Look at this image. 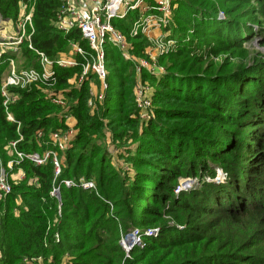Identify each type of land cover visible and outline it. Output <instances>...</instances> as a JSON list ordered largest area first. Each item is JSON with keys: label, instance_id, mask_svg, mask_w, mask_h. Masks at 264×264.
I'll list each match as a JSON object with an SVG mask.
<instances>
[{"label": "trees", "instance_id": "1", "mask_svg": "<svg viewBox=\"0 0 264 264\" xmlns=\"http://www.w3.org/2000/svg\"><path fill=\"white\" fill-rule=\"evenodd\" d=\"M20 1L0 0V14L16 20ZM240 1L235 11H225L223 20L218 18L220 11L202 10L213 19L210 20L213 23L207 24V33L223 44V50H219L217 44L210 45L206 59L194 60L185 47L179 45L180 50L160 57L162 63L165 60L170 63L163 76L143 74V79L150 80L157 88L170 91H157L153 97L155 115L145 126L136 110L134 64L124 60L117 48L109 47L110 66L117 67L116 80L109 82L111 74H108V91L101 115L142 126L137 155L129 158L136 169L134 172L119 175L110 167L108 152L92 147L88 138L84 151L85 133H97L102 126L86 108L89 100L86 88L92 81L101 84L97 77L89 75L84 88L75 96L78 106L73 108V114L77 119L78 136L72 148L61 152L53 145L50 135L67 126L59 108L46 97L42 88L19 90L20 96L11 107L16 122L7 119L1 94L7 64H0V168H7L8 163L17 158L11 143L18 140L16 150L19 152L43 155L47 150H54L61 159L58 176L52 158L42 165L25 159L14 166V173L21 169L25 176L18 182L13 181L11 193L0 201V264H37L39 258H51L57 264L67 253L75 259L72 264H103L105 254L100 250L106 249L102 244L104 239L114 241V264H121L124 250L117 245L120 231L126 233L137 226L149 228L150 225H159L157 237L145 236L150 241L146 247L153 250L154 256L148 261L141 258L140 264H264V60H257L253 65L252 62L239 63L231 68H216L208 63L210 56L219 55L221 51L244 50V43L254 35L256 26L257 32L264 31V25L261 26L257 18H248L257 13L264 17V0H256L260 10L254 7L244 10V5L253 0ZM23 2L35 3L32 35L35 48L55 58L68 51L71 41L77 40L89 51V45L78 31L65 34L54 26L62 0ZM183 7L193 11L189 0H176L174 14ZM241 9L245 14L233 15ZM137 15L131 12L126 19L116 21L136 57L143 56L150 45L145 36H129L131 22ZM185 27H177L174 21L168 26L178 44L188 31ZM195 35L200 39L201 34L195 32ZM23 57L29 66L39 67L28 47L23 48ZM70 70L57 71L60 83L66 80ZM244 96L256 101L257 114L247 115L235 108L237 98ZM175 98L176 103L190 110L171 104ZM201 106L210 112L219 133L233 123L248 122L246 137L235 136L232 141L229 135L200 134L204 130L199 132L200 128L194 129L192 124L196 123V127L198 121L207 118L199 109ZM65 114L72 115L68 110ZM132 114L134 116L130 117ZM181 122L188 123L182 126ZM212 165L223 168L225 181H202L206 175H214ZM183 176L200 178V187L176 193L178 180ZM80 178L93 180L97 191L62 184L63 180ZM54 187H60L61 200L52 195ZM109 202L115 213L106 220ZM165 215H172L182 229L169 226ZM107 224L113 227L110 236L98 232V226L104 229ZM56 234L59 242H56Z\"/></svg>", "mask_w": 264, "mask_h": 264}, {"label": "built area", "instance_id": "2", "mask_svg": "<svg viewBox=\"0 0 264 264\" xmlns=\"http://www.w3.org/2000/svg\"><path fill=\"white\" fill-rule=\"evenodd\" d=\"M62 1L53 21L54 26L58 30L66 32L74 27L80 28L89 45V51L85 48L75 51L84 56V69L79 82L82 83L83 80L85 82L89 75H94L103 87L107 86L106 59L109 55V47L117 48L124 60L134 63L136 106L139 109L140 117L143 120L149 119L153 114V95L152 88L143 79V74L150 73L158 78L165 74L166 68L159 65L158 61L161 56L176 49L175 42L168 39V34L163 31L164 27L170 25L172 11L176 8V0ZM30 4L26 5L23 0L20 1V13L15 20L17 28L14 31H10L7 25L13 20L6 19L0 14V64H7L2 80L1 94L4 97L3 106L7 113V119L10 122H16L11 107L20 96L19 90H27L34 86L39 89L43 86L52 87L58 82V70L77 65V62L70 57L71 53L67 54L66 57L62 55L51 58L45 52L34 47L32 35L34 34L33 4L35 3ZM131 12H137L138 15L131 22L129 36L132 38L142 35L150 43L143 56L136 57L131 52L132 45L129 39L116 25V21L126 19ZM75 45L72 43V48ZM23 47H28L33 51L39 67H31L25 63ZM52 91L46 94L52 103L67 105L63 96L56 95ZM93 97H97V95ZM66 105L62 107L65 108ZM62 116L67 126L66 129L53 132L50 139L59 151L65 152L74 142L78 129L73 122L72 115L64 114ZM18 141L11 143V148L16 151L17 158L11 160L7 168H0V201L11 193L13 181L18 182L24 178L25 174L21 169L18 170L17 174L14 173V166L25 159L31 160L36 165H42L52 158L56 175L58 176L60 173L61 161H59L57 151L47 150L43 155L38 153L25 154L16 150ZM62 184L66 187H81L82 189L97 191L96 183L85 178H80L79 181L63 180ZM58 191L60 192V187H54L52 195L58 197ZM154 232H158V229H155ZM138 236L136 234L133 237L134 242L140 241ZM55 237L56 241L59 242L58 234Z\"/></svg>", "mask_w": 264, "mask_h": 264}, {"label": "rangeland", "instance_id": "3", "mask_svg": "<svg viewBox=\"0 0 264 264\" xmlns=\"http://www.w3.org/2000/svg\"><path fill=\"white\" fill-rule=\"evenodd\" d=\"M189 1L193 8V11L190 12L185 7H183L181 11L176 12V14H174L175 12L172 11L171 21L169 22V24L171 25L172 22L174 21V25H176L177 27L179 26V28L180 27L183 28V26H186L185 28H187L186 30L188 31L184 35V38H183L184 40L182 41L180 39L181 44H178L176 38H174L171 35L172 33L170 32V29H168V26L164 27L163 31L165 34H168L167 36L168 39H172L175 42L176 44L175 50H180V48L185 47L184 50H187V52L190 53L189 56L192 59L194 60L198 58L206 59L207 57L206 53L208 52L209 50L208 47L210 45L217 44L219 46V50H223L224 47L222 43H220L218 40L214 41V37H212L209 33H207V29H208L207 24H210L211 22L213 23V21H210L213 19L211 18V16L205 15L202 12V10L209 9L211 13H213L216 10L217 12L220 11L218 13L219 15L218 18L223 20L226 18L225 11L226 12L228 10L235 11L238 8L237 4L241 3V1L240 0H235V1L233 0H189ZM27 4L28 3H26V5ZM33 5H34V10H35V4ZM250 7L257 8V10L261 9V6H259L256 0H253L250 3L244 5L243 9L249 10ZM241 14H245V12L242 13V9L238 10L237 12H234L233 15L240 16ZM174 15L176 16L175 20H174V17H175ZM248 18L252 20L257 18L259 21V24L261 26L264 25V17L260 13H257L255 16L251 15ZM7 25L10 31H14L17 28L15 20L7 23ZM33 27H34V19H33ZM75 30L81 34V38L84 40V34L81 31V29L78 27H74L67 32L62 31V30L61 31L65 34H70L71 32ZM257 30H259V28L256 26L255 31L253 33L254 35L250 38L249 41L244 43V46H246L244 50L238 49V50L232 51L231 53L226 52V51H221L219 55L210 56L208 58L209 60L208 63L214 64L216 68H219V67L231 68L232 65L234 66L239 63H242L243 65H245V64H250L252 62L251 65H253L257 60H260V59L264 60V31L257 32ZM195 32H198L199 34H201L200 39L198 35H195ZM180 37L181 36H178V38ZM72 43L76 44L73 48H72ZM184 44H186V46H184ZM179 45H180V48H179ZM81 48L84 50V46L79 41L74 40L71 42V44H69L68 46L69 50L67 49L68 51L63 52L57 56V57H60L62 55H65L66 57L67 54L71 53L72 55H70V57H72L77 62V65L67 68V69H72V70H70L69 75H67L66 77V80L64 81L62 80L63 83H60L58 81L52 87H47V86L42 87V90L44 91L45 95L50 93L53 90L52 92L54 94L59 95L61 97L63 96V98L67 102V105L66 104L60 105L56 103H53V105L59 108V113L61 115L65 114L67 110L70 111L75 125H77V119L73 114V108L75 106H78L77 97L75 98V96L77 95L78 91L82 90V87L84 88V80L82 81V83L79 82V78L81 74L83 73V69H84V56L83 54L79 52H75V51H79V49ZM110 62H111L110 56L107 55L106 70L108 74H111V79H109V82L115 83L116 79H115L114 71L116 70L117 67L110 66ZM158 63L159 65L164 66V67H167V65H170V63H168V60H165L162 63L161 58H159ZM132 64L134 63L132 62ZM175 69L177 71L179 70L177 67ZM166 71L167 70H165L164 73H166ZM107 78H109L108 75L106 76V79ZM57 80H59V78H57ZM145 81L147 82V85L152 88L153 97L157 95V91H161V92L166 91V89H163L161 87L157 88L156 84H152L151 81L148 79H145ZM86 90L88 91V95H89V100L87 104L88 106L86 105V108L89 111V114L95 120L102 122V126L98 129L97 133H93L90 131H87V133H85L84 145H83L84 151L87 150V148L85 147V144L88 138L90 143L92 142V147H96L102 151L105 150L108 152V158L110 160V163H109L110 167L114 168L119 175H122L125 171L134 172L136 169L130 163L129 158L130 156L137 155L138 147L139 145H141V141H142L141 137L139 136L140 134L139 131L142 126L140 124L139 126H134L132 124H129L127 120H123L117 117H103L101 115V110H102V107L104 106V98H105L106 92L108 91V86L103 87L99 82L92 81L90 82L89 86H87ZM166 92L170 93V91H166ZM100 94L102 95L100 96ZM95 95H97V99L93 97ZM159 96L164 97L161 94H159ZM90 101H91V105H90ZM176 101L177 100L175 98L171 104L182 106L184 110H190L186 105L182 103H176ZM235 104H236L235 105L236 109L243 111L247 115H255L258 113L254 109V107H257L256 101L249 96L237 98V100L235 101ZM65 105L66 107L63 108L62 106H65ZM108 105H111V104L109 103ZM199 109L201 110L202 113L207 114L206 115L207 118H205L203 121H198L196 127H194L196 123L192 124V127L194 129L200 128L199 132L204 130V132L200 134L207 135L209 137H213L217 134L218 135L221 134L223 137H226L227 135H229L230 136L229 140H232V141L235 140V136H239V138L241 139L246 137L247 132L249 130V128L246 127V125H249L248 122L246 123L243 122V124L233 123L231 127L222 129L221 133H219V130L215 129L217 127V124L214 118L211 117V114H209L210 112L206 111L203 106L199 107ZM136 110L138 112L137 115H139L140 117V112H139L138 107H136ZM153 110H154V105H153L152 112ZM154 113L155 111L153 112L152 116L155 115ZM133 116H134L133 114L130 115V117H133ZM152 116L146 120H143L140 117L142 120L141 122L143 123V126H145V124L149 122ZM181 123L183 126V124H186L188 122H181ZM77 136H78V133H77ZM233 147H234V144H233ZM240 152H243V151H240ZM59 161H61V159ZM212 167H213L214 175H206L202 181L210 182V183H221L225 181L226 174L223 168L219 165L217 166L212 165ZM60 173H61V168H60ZM92 174L94 175V173ZM70 180H74V179H70ZM79 180L80 179H78L77 181ZM200 182H201L200 178L198 177L183 176L178 180V185H177L175 192L179 194L181 192L190 191L194 187H200L201 185ZM134 200L137 201L136 194L134 195ZM109 204H110V207H109L108 212L106 213V220H109L110 217L115 213L113 204H111V202H109ZM138 210L139 209H137V212H140ZM135 211H136V207H135ZM164 220L169 226H177V228H181V229L183 227L181 226V224L175 221L172 215H165ZM104 226H105L104 229H100V227L98 226V229H99L98 232L101 231L105 235L110 236L113 233V227H111V225L109 224L104 225ZM158 226L159 225H155V226L150 225L149 228L145 226H137L134 229L126 233L120 231L117 245L119 244V246L124 250V257L122 259L121 264H140L139 260L143 257H145L146 261L153 258L154 256L152 254L153 250L146 247V243H150V241L146 239L145 236H148L147 238H151L154 236L157 237L159 235ZM155 229H158V232H154ZM136 234L139 235L138 237H140V241L134 242L133 237L136 236ZM104 240L105 241L102 244L105 245L106 249L100 250L103 254H105V262L103 264H114L115 255H113L112 253L115 248V243L113 240L110 242H109V239L108 240L104 239ZM72 263H75V259L72 256V254L67 253L65 256H63L60 259V261L57 264H72ZM37 264H55V263L53 262L51 258L49 259L39 258L37 259Z\"/></svg>", "mask_w": 264, "mask_h": 264}, {"label": "water", "instance_id": "4", "mask_svg": "<svg viewBox=\"0 0 264 264\" xmlns=\"http://www.w3.org/2000/svg\"><path fill=\"white\" fill-rule=\"evenodd\" d=\"M57 195H58V198L61 200V195H60V193H59V192L57 193Z\"/></svg>", "mask_w": 264, "mask_h": 264}, {"label": "bare ground", "instance_id": "5", "mask_svg": "<svg viewBox=\"0 0 264 264\" xmlns=\"http://www.w3.org/2000/svg\"><path fill=\"white\" fill-rule=\"evenodd\" d=\"M89 180V179H88ZM132 234V233H131Z\"/></svg>", "mask_w": 264, "mask_h": 264}]
</instances>
